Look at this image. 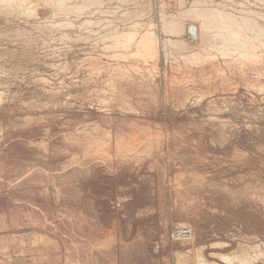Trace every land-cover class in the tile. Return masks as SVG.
<instances>
[{
  "label": "rangeland",
  "instance_id": "374dc122",
  "mask_svg": "<svg viewBox=\"0 0 264 264\" xmlns=\"http://www.w3.org/2000/svg\"><path fill=\"white\" fill-rule=\"evenodd\" d=\"M0 264H264V0H0Z\"/></svg>",
  "mask_w": 264,
  "mask_h": 264
},
{
  "label": "crops",
  "instance_id": "0c3cea01",
  "mask_svg": "<svg viewBox=\"0 0 264 264\" xmlns=\"http://www.w3.org/2000/svg\"><path fill=\"white\" fill-rule=\"evenodd\" d=\"M72 171H73V174H71L72 194L74 197L76 196L78 200V203H75L76 207L81 208L83 199L86 201L89 200L91 209L89 211L88 210L85 211V213L87 214L90 212L91 214L97 215L99 209L96 205L97 194L95 193L96 190L95 169L90 164H88L87 166L86 165L80 166L79 164L76 165L74 164ZM86 190H88V193L86 192ZM26 209H28V215H27V219H28L30 218L29 216H31L32 211L29 208ZM32 209L34 210L35 217H40L42 219L43 216H45L43 211L39 209V207H37L36 205L32 206ZM79 214L82 215L83 211L80 210ZM95 217H94V222L96 224L95 227L98 229L99 222L96 221L97 218ZM20 219L22 220L21 222ZM91 221L93 222V220ZM12 223L15 224V228L16 225L18 226V229L15 232L19 234L28 228L25 226V218L20 217L19 213H17L16 216L12 215Z\"/></svg>",
  "mask_w": 264,
  "mask_h": 264
},
{
  "label": "built area",
  "instance_id": "2783aa9c",
  "mask_svg": "<svg viewBox=\"0 0 264 264\" xmlns=\"http://www.w3.org/2000/svg\"><path fill=\"white\" fill-rule=\"evenodd\" d=\"M193 237L194 233H192V230L186 227L176 228V230L172 232V239L174 242L191 241Z\"/></svg>",
  "mask_w": 264,
  "mask_h": 264
},
{
  "label": "bare ground",
  "instance_id": "6f19581e",
  "mask_svg": "<svg viewBox=\"0 0 264 264\" xmlns=\"http://www.w3.org/2000/svg\"><path fill=\"white\" fill-rule=\"evenodd\" d=\"M92 3V2H91ZM108 4V3H107ZM14 11V10H13ZM200 11V10H199ZM222 13V12H221ZM24 15V14H23ZM129 15V14H128ZM206 15V14H205ZM186 16V15H185ZM208 16V15H207ZM188 17V16H187ZM230 19V18H229ZM188 20V19H187ZM210 21V20H209ZM208 20H207V22H209ZM209 25V24H208ZM242 25V24H241ZM250 26V25H249ZM252 26V25H251ZM250 26V27H251ZM195 28V27H194ZM257 28V27H256ZM190 30L192 31L193 29H192V27L190 28ZM196 30V29H195ZM193 32V31H192ZM131 33V32H130ZM191 33V32H190ZM179 34V33H178ZM194 36V35H193ZM205 36H207V35H205ZM226 37V36H225ZM253 37V36H252ZM123 38V37H122ZM212 38V37H211ZM256 38V37H255ZM195 39H196V36H195ZM194 39V40H195ZM233 39V38H232ZM192 40V39H191ZM190 40V41H191ZM209 40V39H208ZM215 40V39H214ZM223 40V39H222ZM193 41V40H192ZM191 41V42H192ZM196 41V40H195ZM179 42V41H178ZM183 42V41H182ZM171 43V42H170ZM129 44V43H128ZM179 44H181V43H179ZM186 44V43H185ZM115 45V44H114ZM127 46V45H126ZM167 46V45H166ZM220 46V45H219ZM186 50V49H185ZM146 52V51H145ZM152 55V54H151ZM244 62V61H243ZM89 135V134H88ZM87 140V139H86ZM111 153V152H110ZM240 246V245H239ZM244 247V246H243ZM255 248V247H254ZM245 249V248H244ZM242 252H243V249L241 250ZM252 252V251H251ZM248 253V252H247ZM251 254H253V253H251ZM247 256V255H246ZM246 256H244V254H243V257H246ZM254 258V257H253Z\"/></svg>",
  "mask_w": 264,
  "mask_h": 264
}]
</instances>
